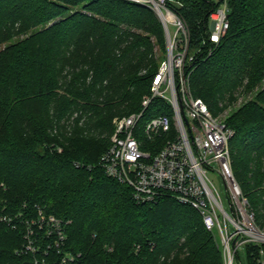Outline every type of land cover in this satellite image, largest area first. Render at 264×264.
<instances>
[{"label": "trees", "instance_id": "16d2710c", "mask_svg": "<svg viewBox=\"0 0 264 264\" xmlns=\"http://www.w3.org/2000/svg\"><path fill=\"white\" fill-rule=\"evenodd\" d=\"M222 1L167 4L189 32L191 91L235 130L233 170L264 227V0H226L230 27L207 56L210 15ZM3 44L0 264H61L64 252L80 254L77 264H224L220 239L197 209L172 196L139 203L100 164L113 118L141 110L167 51L149 5L0 0ZM150 104L147 116L170 111L163 98ZM41 214L64 222L60 247ZM29 226L35 250L27 248ZM244 253L258 264L257 244Z\"/></svg>", "mask_w": 264, "mask_h": 264}, {"label": "built area", "instance_id": "2783aa9c", "mask_svg": "<svg viewBox=\"0 0 264 264\" xmlns=\"http://www.w3.org/2000/svg\"><path fill=\"white\" fill-rule=\"evenodd\" d=\"M134 1L149 5L162 20L167 57L152 80L150 94L142 100L141 110L114 119L110 145L100 164L108 176L129 185L139 203L172 196L197 209L206 229L220 239L224 264H235L239 249L251 242L258 245V264H264V228L257 225L232 166L230 139L235 130L191 91L186 64L195 55L189 48L186 23L168 6V0ZM210 19L208 41L203 42L207 56L230 27L226 0ZM155 97L165 99L170 111L147 116ZM213 174L224 183V192ZM46 221L60 247L66 240L64 222L54 215L47 218L41 214L40 223ZM34 234L29 226L27 248L31 250L36 249ZM79 255L64 252L61 264H77ZM40 264L49 263L42 260Z\"/></svg>", "mask_w": 264, "mask_h": 264}, {"label": "rangeland", "instance_id": "374dc122", "mask_svg": "<svg viewBox=\"0 0 264 264\" xmlns=\"http://www.w3.org/2000/svg\"><path fill=\"white\" fill-rule=\"evenodd\" d=\"M174 29H175V28H174L173 26H171V30L174 31ZM21 37H24V35H21L20 38H21ZM4 45H5V44L1 45L0 48H1V47H4ZM162 57H163V59H165V58L167 57V51L162 53ZM243 97H244V96L240 95L239 98H238V102H241ZM170 108H171V107H170ZM170 108H169V109H170ZM127 114H128V113L118 114V115H116V116L113 118V121H114V119H115L116 117H118V116H122V115H127ZM221 114H223V113H220L219 116H220V117H224V116H222ZM217 116H218V115H217ZM212 177H213V179L215 180V182H216V184L218 185V187L221 189V191L224 192V191H225L224 183H223L222 181H220V179H219L215 174H213ZM223 194H224V193H223ZM257 225H258V224H257ZM258 226L261 227V228H264V227H262L260 224H259ZM247 244H248V243H247ZM247 244L243 245V247H242L241 249H239V253H240V256H241V260H239V258L236 257V262H235V264H247L246 255H245V253H244V248H245V246H246Z\"/></svg>", "mask_w": 264, "mask_h": 264}, {"label": "water", "instance_id": "95a60500", "mask_svg": "<svg viewBox=\"0 0 264 264\" xmlns=\"http://www.w3.org/2000/svg\"><path fill=\"white\" fill-rule=\"evenodd\" d=\"M164 28H165V26H164ZM165 30H166V28H165Z\"/></svg>", "mask_w": 264, "mask_h": 264}]
</instances>
